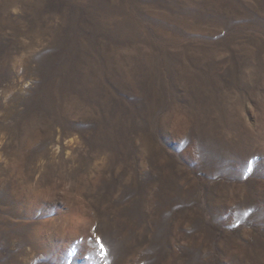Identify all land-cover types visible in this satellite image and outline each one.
<instances>
[{"label": "rangeland", "instance_id": "1", "mask_svg": "<svg viewBox=\"0 0 264 264\" xmlns=\"http://www.w3.org/2000/svg\"><path fill=\"white\" fill-rule=\"evenodd\" d=\"M0 264H264V0H0Z\"/></svg>", "mask_w": 264, "mask_h": 264}]
</instances>
